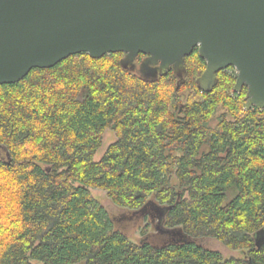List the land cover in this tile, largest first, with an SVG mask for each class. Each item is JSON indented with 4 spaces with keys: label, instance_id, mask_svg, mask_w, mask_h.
<instances>
[{
    "label": "trees",
    "instance_id": "trees-1",
    "mask_svg": "<svg viewBox=\"0 0 264 264\" xmlns=\"http://www.w3.org/2000/svg\"><path fill=\"white\" fill-rule=\"evenodd\" d=\"M123 56L82 52L0 84V264H264V109L244 108L233 66L201 91L197 48L179 87ZM90 188L135 214L166 207L175 238L132 241Z\"/></svg>",
    "mask_w": 264,
    "mask_h": 264
},
{
    "label": "water",
    "instance_id": "water-1",
    "mask_svg": "<svg viewBox=\"0 0 264 264\" xmlns=\"http://www.w3.org/2000/svg\"><path fill=\"white\" fill-rule=\"evenodd\" d=\"M196 48L201 91L233 66L244 108L264 109V0H0V84L82 52H123L124 69L150 82L172 71L179 87Z\"/></svg>",
    "mask_w": 264,
    "mask_h": 264
},
{
    "label": "rangeland",
    "instance_id": "rangeland-1",
    "mask_svg": "<svg viewBox=\"0 0 264 264\" xmlns=\"http://www.w3.org/2000/svg\"><path fill=\"white\" fill-rule=\"evenodd\" d=\"M235 71L237 72L236 68ZM117 139L116 133L114 130L109 129L105 132L103 138V144L101 148L95 154V159H101L108 146ZM90 191L93 196H95L101 204L107 209L112 218L115 220L118 228L126 236H128L132 241L143 244L144 242H152V244H159L160 242L166 243L169 238H175V236L170 235L167 229L164 228L163 224H160L163 221V217L166 214V207L151 206L144 210L143 214L132 213L127 209H122L116 206L111 199L108 197L107 192L99 188H90ZM160 210L157 215V209ZM152 210V211H151ZM151 211V212H150ZM146 212V213H145ZM159 218V221L157 222ZM147 229V230H146ZM160 229V230H159ZM207 243L210 247L221 250L226 256H242L241 251L229 250L224 244L215 240L209 239Z\"/></svg>",
    "mask_w": 264,
    "mask_h": 264
},
{
    "label": "flooded vegetation",
    "instance_id": "flooded-vegetation-1",
    "mask_svg": "<svg viewBox=\"0 0 264 264\" xmlns=\"http://www.w3.org/2000/svg\"><path fill=\"white\" fill-rule=\"evenodd\" d=\"M145 57V56H144Z\"/></svg>",
    "mask_w": 264,
    "mask_h": 264
}]
</instances>
